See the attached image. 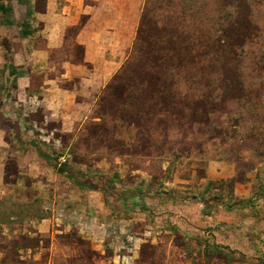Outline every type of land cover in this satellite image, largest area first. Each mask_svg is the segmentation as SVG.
<instances>
[{"label":"rangeland","instance_id":"rangeland-1","mask_svg":"<svg viewBox=\"0 0 264 264\" xmlns=\"http://www.w3.org/2000/svg\"><path fill=\"white\" fill-rule=\"evenodd\" d=\"M102 2L47 53L55 111L0 103V264H264V0Z\"/></svg>","mask_w":264,"mask_h":264},{"label":"crops","instance_id":"crops-1","mask_svg":"<svg viewBox=\"0 0 264 264\" xmlns=\"http://www.w3.org/2000/svg\"><path fill=\"white\" fill-rule=\"evenodd\" d=\"M72 1L46 0L43 11H38L37 0H0V21L2 23L0 24V103L3 109L9 110L4 114L6 118L9 114H13L16 106L18 109L27 111H34L39 107L53 112L55 106L60 104L62 96L65 97V92L59 90L57 79L47 73L52 68L49 64L46 67L45 63H48L51 58L47 54L50 49L58 43L61 45L66 38V29L77 23L76 20L80 13L72 10L70 6ZM102 3L104 2L99 0V4ZM117 5L118 3L111 2L113 8ZM92 18L90 17V21ZM30 40H32L31 50L28 47ZM36 43H42L44 46L37 47ZM20 58H24L22 64L17 62ZM84 60L92 64L96 72L97 59L92 61L87 50L84 53ZM76 69L65 68L60 72V77L68 78L69 73L70 76L82 74L80 67ZM35 74H39L40 77L35 79ZM79 78L81 88L88 91L94 90L91 87L89 89L91 81L88 75H82ZM11 92L16 95L15 102L10 99L9 93ZM13 104L16 105L12 107ZM12 132L13 137L15 134L13 130ZM5 146L4 142H0V155L2 156L7 153ZM36 148L39 147L36 146ZM57 190L53 188L51 193L59 196ZM61 195L68 199L74 198L71 194L61 193ZM79 196L81 197V194ZM80 197L77 201H81Z\"/></svg>","mask_w":264,"mask_h":264},{"label":"trees","instance_id":"trees-1","mask_svg":"<svg viewBox=\"0 0 264 264\" xmlns=\"http://www.w3.org/2000/svg\"><path fill=\"white\" fill-rule=\"evenodd\" d=\"M148 19H149V9H148V11L144 10V12H143L140 27H139L138 32H137V38H136V41L134 42L133 47H132V52H131L132 54H133V52L135 53L136 51H140L142 48H145L146 46H149V48H150L151 44L154 42V41H152V39L149 38V35L146 33L150 29ZM157 42L162 43L163 40H161V38H159ZM168 42H170V41H168ZM163 45H165V47H166V45H168L167 41H165L163 43ZM169 49L174 51V50H176V46L174 44H172L171 47H169ZM165 61H166V59L164 60V63H165ZM142 78L143 79L141 82L146 83L148 80L147 76L144 75ZM155 79L157 81L156 82L157 85H160L159 83L161 81H163L162 80L163 78L162 77L159 78V76L156 77ZM153 92L154 91H151L150 93L154 94ZM156 93L158 95L160 92L157 90ZM40 154H41L40 156H42L44 158H48L47 155H44L41 152H40ZM56 170L58 173L65 175V177L67 179H69L70 181H72V183L74 185L81 187V188H88L90 190L93 189L92 185L88 182V180H90V178L98 180V182L101 184H106V183L112 182L111 178H109L107 176H103V175H95V176L83 175V174L75 171L74 169H72L71 167H69L66 164H61L59 167H57ZM103 194L106 198L107 194L105 193V191H103ZM105 201L107 204H109L108 200H105ZM111 208L114 209V207H111Z\"/></svg>","mask_w":264,"mask_h":264}]
</instances>
